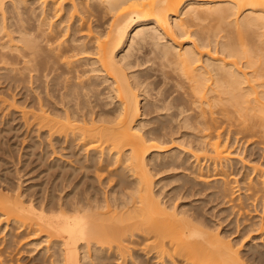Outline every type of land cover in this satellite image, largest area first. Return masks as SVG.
<instances>
[{"label":"bare ground","instance_id":"obj_1","mask_svg":"<svg viewBox=\"0 0 264 264\" xmlns=\"http://www.w3.org/2000/svg\"><path fill=\"white\" fill-rule=\"evenodd\" d=\"M0 120L57 155L0 176V264H264V0H0Z\"/></svg>","mask_w":264,"mask_h":264},{"label":"rangeland","instance_id":"obj_2","mask_svg":"<svg viewBox=\"0 0 264 264\" xmlns=\"http://www.w3.org/2000/svg\"><path fill=\"white\" fill-rule=\"evenodd\" d=\"M9 94H10V91H9ZM143 103V102H142ZM152 116V115H151ZM6 118H10V115L9 116H7ZM146 118H150V115L149 116H147ZM1 121L2 120H0V130L2 131L3 129H6L7 130V132H6V130L4 131H2V133L0 134V176H1V178H3V179H5L6 177H8L9 178V180L8 179H5V181H6V184H8V185H10V179L11 178H13V179H11V180H14V181H16V176H17V174H16V172H15V170L17 169V170H19V171H21L20 172V175H22L23 176V180H25L24 182H23V185H24V187H27V186H29V184H30V186H32V188H31V190L32 191H34V192H39V194L41 193V192H43V189H44V187L46 186L47 187V189L48 188H51L50 187V185L52 184V182H53V177L51 178V172L53 173V170L54 169H51V170H48L45 166H49L51 163H53L52 161H55V158H56V156L55 155H48L47 153L49 152V149L48 150H46V148H45V146H44V142H42V140H41V138L39 139V137H38V135H37V137L38 138H36V135H35V133L36 132H31V136H30V138L29 137H27V141L25 142L26 143V146H25V150L26 151H24V149L23 150H20V142H21V140H20V138L21 137H19V140H18V137H17V133L15 134V133H10V123L9 124H4V122H2L1 123ZM8 125H9V127H8ZM181 131V130H180ZM184 131H188L189 132V130H184ZM191 132V131H190ZM181 133H182V135L184 134L183 133V130L181 131V132H179L176 136H181ZM7 135V137H6V135ZM3 136V137H2ZM9 137V138H8ZM33 137V138H32ZM6 138V139H5ZM180 138V137H179ZM2 139V140H1ZM7 139H8V141H7ZM32 139V140H31ZM34 140V141H33ZM39 140V142L41 143H39V142H37ZM37 143H36V142ZM3 142V143H2ZM5 142V143H4ZM32 143H34V144H32ZM14 144V145H13ZM43 144V145H42ZM7 145V146H6ZM16 145V146H15ZM19 145V146H18ZM29 145H31V146H29ZM37 145V146H36ZM40 145H41V147H40ZM1 146H2V148H1ZM9 146V147H8ZM36 146V147H35ZM38 146H39V149H38ZM235 146H238V145H236L235 144ZM18 147V148H17ZM29 147V148H28ZM34 147V148H33ZM45 148V149H43V148ZM30 148H32V149H30ZM10 150H15V151H13V159L14 158H17L18 157V155L19 154H21L22 155V159L21 160H26L25 161V163H24V161H23V163H22V161L21 162H19L18 164L16 163L17 162V159H16V162H15V165L14 164H12L10 161L11 160H9L10 159ZM42 150V151H41ZM23 151V152H22ZM33 151V152H32ZM40 151V152H39ZM48 151V152H47ZM246 152H244V156L242 155V157H244L243 159L245 160V162H250L251 161V163H246L247 165L249 164V166L251 165V166H253L252 165V163L253 162H257V163H259V160H260V158H258L259 157V154L258 153H256V151H251V150H249V152H247L248 151V148L245 150ZM5 152V153H4ZM19 152H21V153H19ZM25 152V153H24ZM45 152H47V153H45ZM251 152V153H250ZM19 153V154H18ZM28 154V155H25V154ZM38 154V155H37ZM249 154V155H248ZM252 154V155H251ZM40 155V156H39ZM48 155V156H47ZM45 157V159H44V157ZM6 157V158H5ZM24 157V158H23ZM43 159H41V158ZM49 158V159H47V158ZM55 157V158H54ZM9 158V159H8ZM28 158V159H27ZM41 159V160H40ZM52 159V160H51ZM54 159V160H53ZM257 159V160H256ZM7 160V161H6ZM247 160V161H246ZM249 160V161H248ZM255 160V161H254ZM3 161V162H2ZM36 161V162H35ZM262 161V160H261ZM260 161V162H261ZM29 162V163H28ZM31 162V163H30ZM47 162V163H46ZM49 162V163H48ZM233 162V165L231 166V170L230 171H232V172H234V174H236L235 173V171H237L238 169L239 170H241L240 169V167L242 168V164L240 163V162H236V161H232ZM262 162H264V160L262 161ZM47 165H46V164ZM235 163V164H234ZM237 163H239V164H237ZM256 163V164H257ZM24 164V165H23ZM33 164V165H32ZM49 164V165H48ZM254 164V163H253ZM11 165V166H10ZM16 165H18V166H16ZM27 165V166H26ZM6 166V167H5ZM12 166H14V168L12 167ZM37 166V167H36ZM43 166V167H42ZM3 167V168H2ZM41 167V168H40ZM233 167H236V169L235 168H233ZM245 168H243V170H242V172L240 173L242 176L244 175L243 173H244V171L246 172L247 170H249L247 167L248 166H244ZM7 170H6V169ZM11 168V169H10ZM19 168V169H18ZM23 168V169H22ZM25 168V169H24ZM32 168V169H31ZM22 169V170H21ZM38 169V170H37ZM45 169H47V170H45ZM3 170V171H2ZM9 170H11V171H9ZM37 170V171H36ZM44 171H46V172H44ZM51 171V172H50ZM178 171V170H177ZM177 171H175V172H177ZM4 172V173H3ZM14 172V173H13ZM26 172V173H25ZM49 172H50V174H49ZM249 173H250V170L248 171ZM256 172V171H255ZM2 173V174H1ZM172 173H174L173 171H171V172H165V173H162V174H160V175H158V176H156V178H163V177H165V178H167V177H169V175L170 174H172ZM26 174V175H25ZM48 174H49V176H48ZM239 173L237 174V175H235V179L237 178V180H239V179H241L242 178V176L240 175ZM254 174H256V173H254ZM6 175V176H5ZM28 175H29V177H28ZM32 175V176H31ZM240 177H239V176ZM5 176V177H4ZM38 176V177H37ZM41 176V177H40ZM44 176V177H43ZM167 176V177H166ZM237 176V177H236ZM255 176V175H254ZM11 177V178H10ZM33 178V179H32ZM45 178V179H44ZM155 178V179H156ZM38 179V180H37ZM50 179V180H49ZM234 179V178H233ZM29 180V182H27ZM40 180V181H39ZM37 181V182H36ZM45 181V182H44ZM51 181V182H50ZM47 183V184H46ZM178 182L177 181H175V184H174V182H172L171 184H169L168 183V185L166 186V187H164V190H169V188H172L174 185H176ZM34 185V186H33ZM40 185V186H39ZM43 187H42V186ZM48 185V186H47ZM173 185V186H172ZM36 186V187H35ZM169 186V187H168ZM45 187V188H46ZM42 190H41V189ZM156 188H158V187H156ZM35 189V190H34ZM37 190V191H36ZM38 190H40V191H38ZM191 197V196H190ZM197 197V198H196ZM204 199L205 197H201L200 195H196V196H193V197H191V198H186L185 199V201L186 202H190V201H192V200H194L195 202H194V204H200L199 202H201V200L202 199ZM206 199V198H205ZM189 200V201H188ZM196 201H197V203H196ZM203 201V200H202ZM207 201V200H206ZM203 202L205 205H202V207L204 208V209H206L208 212H210L209 214H212V216H216V217H214V218H216L217 220H218V222H219V220H220V229L221 228H223L224 227V225H225V229L227 228V227H229L228 226V224H229V221H233L236 217L235 216H237V215H235L234 213H232V212H230L231 210L230 209H226V205L225 204H223V205H219V206H216L215 205V203L214 202H210V200L208 199V201L207 202ZM179 202H181V201H179ZM209 202H210V205H209ZM214 204V205H213ZM208 205V206H207ZM216 206V207H215ZM225 207V208H224ZM213 209V210H212ZM225 209V210H224ZM221 211V212H220ZM226 211V212H225ZM248 211V214L246 213V215H245V213L242 215V217H240V216H238L239 218H245L246 220H250L251 218H253V216L255 217L256 216V220L258 219V216L257 215H259V214H257V213H255V214H257V215H255L254 214V211L252 212V210H250V213H249V210H247ZM258 212V211H257ZM219 213V214H218ZM260 213V212H259ZM214 214V215H213ZM229 216H228V215ZM233 216H232V215ZM250 215V216H249ZM210 217H211V215H209ZM219 216V217H218ZM245 216V217H244ZM218 218H220V219H218ZM224 218V219H223ZM244 219V220H245ZM228 220V221H227ZM245 220V221H246ZM252 221H249L250 223L251 222H253V220L254 219H251ZM224 221V222H223ZM255 221V220H254ZM227 222V223H226ZM245 223H248V221L247 222H245ZM222 225V226H221ZM227 225V226H226ZM235 225V223L234 224H232V226H234ZM5 226V224L4 223H2V222H0V229L2 228V227H4ZM10 227V226H9ZM9 227H7V229L9 228ZM228 229V228H227ZM7 232V231H6ZM4 233V234H2L1 236H2V238H6L7 236H8V233ZM7 235V236H6ZM254 235V233H251L250 234V236H253ZM0 236V237H1ZM249 236V237H250ZM249 237L247 238L246 237V239H244V241H243V243H242V245H241V247H240V249H241V251H242V254H245L246 252V247L244 246V244L247 242V240H249ZM1 238V239H2ZM0 239V240H1ZM28 239V240H27ZM27 239H25L26 240V244H25V240H24V242H23V244L21 243V241H20V243L22 244V246H21V244H19V248H22L23 249V246H24V244L26 245V247L27 248H29V249H27L25 246H24V250H22V249H20L21 251H20V253L21 254H18V261L16 260V257H14V260L15 261H13L12 262V264H32L34 261H32V258L33 257H36L37 255H35V254H38V252L40 251V248L43 246V244L41 245V246H39V248L37 247V250H36V248H35V251L33 252L31 249H33L34 248V246L33 245H30V247L29 246H27L28 244L27 243H29L32 239H30V238H27ZM30 239V240H29ZM263 241V240H262ZM1 242V241H0ZM255 242H261L258 238H257V241L255 240ZM25 248H26V250H25ZM0 249H2V248H0ZM30 250V251H29ZM0 251H3V250H0ZM29 251V252H28ZM31 251H32V253H31ZM23 253V254H22ZM30 253V254H29ZM35 253V254H34ZM3 256H5L4 255V253H1ZM8 254V253H7ZM10 254V253H9ZM31 254H32V256H31ZM34 254V255H33ZM20 255V256H19ZM7 256V255H6ZM5 256V257H6ZM9 256L10 255H8L7 256V258H8V261H9ZM4 257V258H5ZM149 257V258H148ZM147 258H145V257H142L141 258V261H143L144 260V262H142L143 264H148L149 263V261H151V260H149V259H151V256H148ZM1 259H3V258H1ZM6 259V258H5ZM21 259V260H20ZM143 259V260H142ZM4 260V259H3ZM2 260V261H3ZM7 260V259H6ZM34 260V259H33ZM32 261V262H31ZM30 262V263H29ZM146 262V263H145ZM3 263H4V261H3ZM141 263V264H142ZM5 264H11L10 263V261L8 262V263H6L5 262ZM149 264H153V261H151Z\"/></svg>","mask_w":264,"mask_h":264}]
</instances>
